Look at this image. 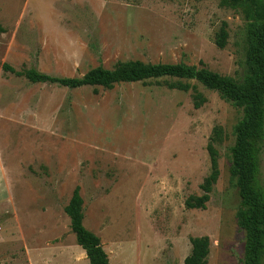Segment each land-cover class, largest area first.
Returning <instances> with one entry per match:
<instances>
[{
	"label": "rangeland",
	"instance_id": "1",
	"mask_svg": "<svg viewBox=\"0 0 264 264\" xmlns=\"http://www.w3.org/2000/svg\"><path fill=\"white\" fill-rule=\"evenodd\" d=\"M222 23L228 39L214 44ZM243 21L220 0H0V264H88L64 208L74 188L82 224L109 264H183L207 237L206 264H240L243 234L228 149L238 109L194 80L110 89L31 83L3 70L80 78L119 62L205 67L238 79ZM181 82L192 91L170 90ZM221 129L218 177L203 210L207 145ZM264 186V147L261 156ZM264 264V253H263Z\"/></svg>",
	"mask_w": 264,
	"mask_h": 264
},
{
	"label": "trees",
	"instance_id": "2",
	"mask_svg": "<svg viewBox=\"0 0 264 264\" xmlns=\"http://www.w3.org/2000/svg\"><path fill=\"white\" fill-rule=\"evenodd\" d=\"M223 7L234 9L243 21L242 72L238 79L222 76L205 67L184 64H144L139 61L117 63L112 70L97 67L80 78L53 77L30 68L16 71L3 65L5 72L24 76L31 83L56 85L69 89L92 87L110 89L120 83L146 82L160 78L194 80L204 88L214 91L225 102L238 109L241 117L233 128L234 141L228 149L229 174L238 195L236 224L243 234L240 264H263L264 253V186L261 181V156L264 147V0H220ZM0 27V34L3 33ZM228 32L222 23L215 34L214 44L223 49ZM170 90L192 91L193 107L199 109L205 99L195 88L181 82L167 84ZM221 129L215 127L209 137L207 154L210 170L203 180L198 197L190 196L186 209L205 208L209 194L218 177V152L215 144L220 141ZM76 244L84 251L88 264H109L97 236L82 224V199L79 188H74L64 208ZM191 250L183 264H206L209 252L207 237L190 239Z\"/></svg>",
	"mask_w": 264,
	"mask_h": 264
}]
</instances>
